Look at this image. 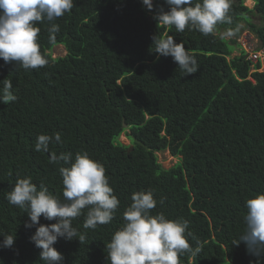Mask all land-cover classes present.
I'll return each mask as SVG.
<instances>
[{
	"label": "trees",
	"instance_id": "1",
	"mask_svg": "<svg viewBox=\"0 0 264 264\" xmlns=\"http://www.w3.org/2000/svg\"><path fill=\"white\" fill-rule=\"evenodd\" d=\"M254 1L250 7L230 0L232 23L217 28L231 31L226 39L217 31L204 36L158 25L153 16L160 6L168 10L165 0H153L151 11L142 0H74L72 11L54 21L60 27L54 43L51 25L37 24L46 67L16 69L0 59V81L10 79L18 97L0 104V234L16 237L12 248L0 245V264H45L30 240L35 228L24 226L27 213L6 196L17 178L30 176L63 199L59 168L67 165L51 162L62 152L73 161L87 152L103 164L120 200L111 224L92 230L84 229V216L73 221L86 238L57 241L63 264H108L106 244L123 226L132 194L148 190L158 201L152 214L187 220L196 238L190 244L200 242L201 252L180 264H256L243 241L232 243L245 229L246 201L264 193V70H257L259 61L251 72L244 54L230 57L243 21L264 46V0ZM158 33L185 44L197 73L185 76L170 56L157 59L151 49ZM59 44L67 54L54 57ZM56 132L61 143H50L47 153L34 150L38 135ZM123 132L130 144L121 141ZM165 150L179 157L170 168L159 161Z\"/></svg>",
	"mask_w": 264,
	"mask_h": 264
},
{
	"label": "clouds",
	"instance_id": "2",
	"mask_svg": "<svg viewBox=\"0 0 264 264\" xmlns=\"http://www.w3.org/2000/svg\"><path fill=\"white\" fill-rule=\"evenodd\" d=\"M165 3L168 10L160 6L153 19L165 28L174 27L177 33L187 29L209 36L216 33L218 25L232 23L230 0H165ZM142 4L149 11L155 7L153 0H142ZM73 8L74 0H0V59L5 64H13L16 69L46 67L49 60L40 50V28L37 24L47 21L51 25L49 40L54 43L55 34L60 30L54 21ZM227 34L232 35L231 32ZM243 34L241 31L236 37L234 47L242 45L240 38ZM152 40L151 51L157 54V59L170 56L185 76L197 73V59L189 49H185L183 42L176 43L174 36H161L159 33ZM261 47L258 49L264 48ZM248 53L242 49L240 55L244 54L251 63L261 61L260 58L257 61L248 59ZM255 64L251 72L256 70ZM12 89L10 79L0 81V104L17 101L18 97ZM53 141L61 143L59 132L40 134L34 150L47 153ZM51 162L67 165L59 168L63 199L53 195L44 183L37 186L29 176L17 178L6 200L27 213L28 220L24 226L35 228L30 240L41 249L40 260L45 264H63L62 253L54 247L57 241L61 238L67 241L78 239L82 243L86 238L85 233L73 227V221L84 216V229L92 230L99 225L111 224L120 207V200L109 184L103 164L92 159L87 152L76 153L74 161L70 152L52 153ZM157 203L151 190L132 194L131 203L123 212V226L112 234L106 244L108 264H180L181 257L190 255L194 258L201 252L199 240H196L195 247L189 242V237L196 239L189 230V222L170 220L163 212L153 215L152 210ZM159 203L163 204V200ZM245 206V229L232 244L238 246L243 241L248 253L257 258L256 264H261L264 258V193L249 198ZM41 217L55 222L41 224ZM0 236H3L0 245L13 247L15 235Z\"/></svg>",
	"mask_w": 264,
	"mask_h": 264
},
{
	"label": "rangeland",
	"instance_id": "3",
	"mask_svg": "<svg viewBox=\"0 0 264 264\" xmlns=\"http://www.w3.org/2000/svg\"><path fill=\"white\" fill-rule=\"evenodd\" d=\"M247 5H249L250 7L254 6V0H246ZM252 22L256 23L258 25H262L263 24V19L260 18L259 15H254L252 16ZM242 26H243V30L242 33H245L246 31H248L246 33V35L248 33H251L253 35V40L251 45L248 44V47L245 48L242 45L240 47H238L237 45L234 47V51L232 53V57L234 56H238L240 55V52L242 49H245L246 51H248V54H252L253 55H258V57H260L261 61H262V66L261 68H258L257 70H264V48L263 49H258L259 47H261L260 44V39L257 35L256 32H253V30H251L248 26L247 23L245 21L242 22ZM231 32L230 30H221V31H217V33L221 36H224L226 39H230L233 37L232 35H228L227 33ZM245 35V37H246ZM231 44V42H230ZM52 55L54 57H59V56H65L67 54V49L65 47V45L59 44L56 45L52 50ZM254 61H257L256 58H254ZM255 63H251V67L254 66ZM252 71V70H251ZM120 139L125 143V144H130L131 140L130 138L126 135V133H122V135L120 136ZM159 155V161L163 164V166H165L166 168H170L172 166H174L178 161H179V157L173 156V154L171 153L170 150H165V151H161L158 153Z\"/></svg>",
	"mask_w": 264,
	"mask_h": 264
},
{
	"label": "built area",
	"instance_id": "4",
	"mask_svg": "<svg viewBox=\"0 0 264 264\" xmlns=\"http://www.w3.org/2000/svg\"><path fill=\"white\" fill-rule=\"evenodd\" d=\"M246 33L247 32H245L243 34V36L240 38V42H241L242 46L245 47V48L248 47V44L251 45L252 40H253V35L251 33H248L246 35ZM245 35H246V37H245ZM254 58L258 59L260 57H258V55H253V53L252 54H248V59L254 61L255 60Z\"/></svg>",
	"mask_w": 264,
	"mask_h": 264
},
{
	"label": "water",
	"instance_id": "5",
	"mask_svg": "<svg viewBox=\"0 0 264 264\" xmlns=\"http://www.w3.org/2000/svg\"><path fill=\"white\" fill-rule=\"evenodd\" d=\"M133 147H131V149H132Z\"/></svg>",
	"mask_w": 264,
	"mask_h": 264
}]
</instances>
